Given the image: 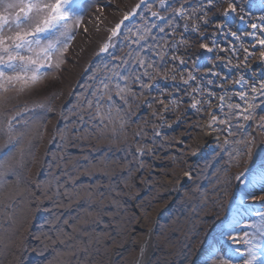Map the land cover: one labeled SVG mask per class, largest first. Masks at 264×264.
<instances>
[{
  "label": "snow or ice",
  "instance_id": "1",
  "mask_svg": "<svg viewBox=\"0 0 264 264\" xmlns=\"http://www.w3.org/2000/svg\"><path fill=\"white\" fill-rule=\"evenodd\" d=\"M94 2L97 4L94 21L102 23L104 9L110 6V0L109 3ZM249 7L245 0H138L130 11L124 12L119 22L108 29L107 39L95 53V61L85 69V73L90 72L89 83L83 86V91L76 93L75 103L59 113L66 122L69 117H76L71 121L75 131L67 123L63 128L54 127L49 141L51 144L58 139L57 148L62 150L70 142L69 133H72L71 141L105 144L107 151L103 156L93 159L85 154L86 164L73 163L71 158L67 163H72L73 172L79 173L82 168L85 175L99 174L106 179L108 196L99 191L102 181L78 186L73 176L64 172L62 174L72 181V186L66 187V182L60 183L58 177L39 182L32 194L33 205L27 202V190L19 170L25 168L27 160L34 162L36 146L47 127V113L54 109L51 102L46 101L9 110V102L15 98L10 94L19 96L29 92L48 76L61 71L70 46L85 23L83 6L81 0H0V228L6 218L11 224L12 236L18 231L29 230L18 245L20 257L16 264H25L31 253L44 257L57 242L63 245L66 238H71L63 227L69 225V220L74 221L69 225L73 232L88 237L86 243L75 240L77 250L83 251L87 260L93 239L99 244V237L107 233H96L93 237L92 232L77 227L78 224H89L87 217L93 212L84 209L87 217L79 213L72 216L69 211L72 203L80 200L83 190L86 202L99 199L101 207L96 212V221H100L101 213L112 215L105 213L102 206L107 199L119 205V201L111 197L112 192L120 195L113 178L122 181L125 188H134L131 183L133 161L137 164L135 171L140 172L150 167L142 157L156 151L142 142L148 135L143 126L150 121L137 116L138 110L142 105L152 109L151 118L160 121L152 125L153 136L160 137L163 125L172 129L189 121L187 109H181L183 98L175 95L181 92L191 98L190 109L205 113L208 119L204 124L217 133L214 139L220 151L213 154L212 160L221 154L227 159L223 167H217L212 173L215 177L212 192L202 189L199 184L191 189L178 186L175 190L182 192V199L199 202L192 205V212L198 215L210 205L219 203L220 192L228 195V187H239V192H233L230 197L231 215L221 221V231L209 246L205 264H264V171L256 174L249 167L258 152L264 159V15L252 17L247 11ZM137 17L140 22L134 23ZM150 17L154 19L150 20ZM249 28L252 31H248ZM88 31L87 27L83 28L84 33ZM258 32L261 35L258 36ZM245 38L255 41L250 45L253 49L260 45V71L251 70L254 53L241 42L244 58L234 65L240 74L231 80L240 90L234 93L225 90L220 95L208 90L202 82L208 76H220L217 61H223L225 57L219 53L234 54L237 49L232 40L243 41ZM222 41L226 46H221ZM213 53L214 59L208 55ZM208 60H211V66L202 72L203 64ZM227 64H232L230 57ZM249 71L251 76L246 78ZM201 72L198 77L197 73ZM178 77L189 87L190 82L195 81L196 87H191L190 92L179 84L169 88L167 82H175ZM207 84H214V80L208 79ZM192 93H198L203 99H197ZM233 96L242 103L232 102ZM213 98L218 100L215 105ZM154 105L161 108H154ZM167 114H172L175 119L169 122ZM133 117L137 118L134 120ZM133 123L137 128L130 134L128 129ZM197 126L200 125H192L193 128ZM184 134L194 139L187 128ZM164 138L176 140L175 136ZM130 140L136 144L132 160L127 156L123 160L109 157L114 151H128ZM178 142L185 144L183 139ZM51 155L54 160L63 162L66 153L60 151ZM171 159L175 164L177 158ZM67 163L63 166L67 167ZM211 166V162H205L204 168ZM241 167L243 171L231 172L232 168ZM9 176H14L15 181H10ZM183 176L193 180V171H183ZM234 180L239 181V185H234ZM45 202L51 207H46ZM59 209H65V212L61 213ZM41 212H48V217L34 223ZM65 214L67 218L60 223ZM205 222L202 218L197 220V223ZM195 227L193 224V229ZM33 228L35 231L31 230ZM28 237L39 241L38 246L31 247L27 243ZM109 238L112 244L119 243L115 237ZM5 247L4 236L0 235V255ZM66 248L68 251L64 252L53 248L55 255L43 260V264H67L64 257L71 254L73 245ZM143 251L141 249V255Z\"/></svg>",
  "mask_w": 264,
  "mask_h": 264
},
{
  "label": "trees",
  "instance_id": "2",
  "mask_svg": "<svg viewBox=\"0 0 264 264\" xmlns=\"http://www.w3.org/2000/svg\"><path fill=\"white\" fill-rule=\"evenodd\" d=\"M150 20H152L150 18ZM139 18L137 17L134 20V23H139ZM127 23V22H126ZM153 32L155 33L156 30L154 29ZM151 42V41H149ZM96 59V58H95ZM94 59V61H95ZM92 63V62H91ZM90 75L89 73H85L83 78L80 80L79 85L75 89V92L72 96H68L67 94L62 93L61 84L59 83L58 79H56L53 83L48 84H38L35 86L31 91L16 96L15 93L10 95L14 96L15 98L9 102L8 108L9 110L13 108H20L25 105L31 106L38 102H46L50 101L51 106L54 109L53 112L47 113L49 119L52 118L54 115H59L60 111L67 110L69 106L75 103V95L83 91V86L86 83H89L87 80V76ZM119 102V101H118ZM40 110L37 109V112ZM76 117L71 116L69 117L68 121L59 118L58 122L56 123V127L63 128L67 123L70 128H73L71 121L75 120ZM129 133H132V125L128 129ZM46 130L44 131L45 134ZM72 133H69V143L61 150L57 148V144L59 140L53 141L51 144L48 142L46 146V151L42 155L39 171L36 174L35 179L32 178L30 175L31 168L34 166L36 160L31 161L30 159L26 161V165L24 169L19 170V174L24 182L23 186L27 190V202L34 205V200H32V194L36 190L33 188V183L35 185L39 182H46L50 180H54L55 177L59 178L60 183L66 182V187L72 186V181L68 180V177L63 175L62 173L68 172L70 173L73 178L75 179L76 185H95L97 181H102L99 186V191L105 193V196H108V190L105 187L108 181L104 179L99 174L88 176L85 175L83 169L81 168L79 173L72 171V163H67L69 158L72 159L73 163H80L86 164L87 161L83 159L85 154L88 152H93V148L97 149L94 151L96 155L93 159H97L104 155L105 151H107V147L105 144H95L94 142H79V141H71ZM44 135L41 141L38 142L36 149H35V157L38 155L40 151V147L43 145ZM52 140V139H50ZM49 140V141H50ZM131 144V140L129 141ZM79 145V146H77ZM123 147V146H121ZM63 151L66 153L64 156V161L61 162L58 159L54 160L52 157L53 152L59 153ZM131 153V155L129 154ZM133 155H135V151L131 145V148L128 151H114L113 153H109V157L113 159H121L125 156L129 160H132ZM227 157L221 155L218 162H215V168L223 167L224 160ZM261 159L259 152L257 153L254 160L249 164L251 167L257 160ZM85 161L84 163H82ZM67 163V167H64L63 164ZM57 164H61L60 167H57ZM132 168L135 171L137 164L135 161L132 163ZM133 171V172H134ZM238 171H243V167L240 169L232 168L231 172L234 174ZM117 173H120V169H117ZM213 169H209L207 174L200 173L197 177H194L193 181L191 182V188L195 187L196 184H199L202 189H210L212 192V185L215 182L209 181V177L213 176ZM126 175V172L124 173ZM8 179L10 181H15L14 176H9ZM113 182L117 184V191L120 192V195L117 196L116 192L111 193L112 199H116L119 201V205H115L112 203L111 199H107L104 201L103 209L104 212H111L112 215H107L101 213L100 221H96V212L101 207L99 204V199H94L93 201L86 202V196L83 194L80 200L74 201L72 203L71 209L69 210L72 216L84 215L87 217L86 212L84 209L88 211H92L93 215L91 217H87L89 220V224H78L77 227L84 228L89 232H92L93 237L96 236V233H107L106 236H100L99 240L100 243H96V239L94 238L92 244L89 245V252L91 255L87 256V260L85 261L86 254L83 251H78L75 245V240L80 239L85 243L88 240L86 235H81L80 233L73 232L72 228L69 227L70 224L74 223V221L69 220V225H63L65 231L70 234L71 238H66L65 243L62 245L57 242L55 245H52L47 252H45L44 257H38L35 253H31L28 255V259L26 260L25 264H43V260L51 259L55 253L52 251L53 248L59 249L62 252L68 251L66 248L67 245H73L71 250V254L64 257V260L67 264H92L93 261L96 264H110L111 255L115 246L123 247L125 240L127 239L129 233L131 232L130 229L134 224L137 213L133 212L132 205L129 199V190L125 188L122 181H117L116 177L113 178ZM237 181H233L234 185H237ZM133 183V181H131ZM219 187H224V185H220ZM235 188L228 187V195H225L224 192H220V196L218 197L219 203L215 204V206H209V209L205 210V212H200L198 215L192 212L191 210L188 213H184V209L182 204L188 202L186 198L182 199V194H180L179 198L177 199L176 203L171 207V209L167 210L163 214V216L159 220L158 230L159 233L155 241V246L152 251V255L148 264H190L191 260L194 256L200 251L201 245L210 237L212 231H214V227L224 218L226 214L227 204L230 200L232 193L234 192ZM63 192V189H61ZM38 194V193H37ZM148 195V196H147ZM146 198L149 200L151 199L152 195L146 194ZM153 202L159 200V195H153ZM217 199V197H215ZM143 199V197H141ZM145 199V198H144ZM67 202V201H66ZM152 202V203H153ZM195 203H199L196 201ZM46 207H51L48 202H45ZM23 207V205H21ZM141 207H144L141 206ZM61 213L65 212V209H59ZM49 215L48 212H41L38 214V220L34 221V223L43 222L44 218H47ZM218 217V219H217ZM67 218V214L61 216L60 223ZM202 218L205 223H197V220ZM93 221H96L93 223ZM193 224L196 225L195 229H193ZM173 231L168 239H164L161 241V238L169 231ZM95 229V231H93ZM35 231V229H31ZM47 230V226L46 229ZM28 229L18 231L16 236H12V228L10 222L5 218L3 222V227L0 228V235L4 236V248L3 254L0 255V264H16L18 257H20V249L18 247L20 240H22L25 236L28 235ZM195 233V235L193 234ZM168 236V235H167ZM109 237H115L119 243L112 244L111 239ZM170 238V239H169ZM27 243L31 247H36L39 244V241H36L32 237H28ZM170 244L168 247L167 245ZM98 249V251H97ZM119 255L115 257L114 264H132L135 256H132L129 253V250L117 252ZM27 255V254H26Z\"/></svg>",
  "mask_w": 264,
  "mask_h": 264
},
{
  "label": "rangeland",
  "instance_id": "3",
  "mask_svg": "<svg viewBox=\"0 0 264 264\" xmlns=\"http://www.w3.org/2000/svg\"><path fill=\"white\" fill-rule=\"evenodd\" d=\"M101 3H109V0H100ZM138 3V0H110V6L112 7L114 6L117 10H122V12H128L131 10L132 7H134L136 4ZM81 4L83 6V15H84V21L86 19V15L91 13V11L94 8H97V4L94 2V0H81ZM245 4L248 5L247 0H245ZM178 6V5H177ZM247 11L250 13V15L252 17H259L261 15H264V10L263 11H256L253 10L252 7H249L247 9ZM145 15H149V14H145ZM122 18V17H121ZM119 16H117L115 18V20H111L109 17H107V22L104 23H100L98 22V35L96 37V39L92 42V41H87L84 42V46H82L81 49H79L80 51L78 52V57H73L71 55V46L69 49V52L67 53L66 56V63L62 66L61 71L48 76L47 78H45L40 84H48L53 83L56 79H58L59 83L61 84V89H62V93L63 94H67L68 96H72L75 92V89L77 88V86L80 83V80L83 78V76L85 75V69L89 67L90 63L94 61L95 57V53L98 51L100 45L107 39L108 36V29L114 27L115 23H118L119 20L121 19ZM151 18V17H150ZM152 20L154 18H151ZM256 23H259L258 20L255 21ZM181 23H183V21H181ZM85 24V23H84ZM83 26V25H82ZM81 26V27H82ZM248 31H251L252 29H247ZM259 35H261V33L258 32ZM241 42H243V44L246 47H249V50L251 52L254 53V57L253 59H251L250 64H251V70L259 72L260 71V62H259V49L260 47H258V44L256 45V48H251L250 45L252 43H255V41H253L251 38H245L243 41H236V40H232V43L235 45V48L237 49V51L233 54L231 52H221L219 53V55H221L222 57H225V59L222 61H217V64L219 65V68L217 69V71L220 73L219 77H215V79L217 81H220L222 83L219 84H212V85H208L207 84V80L208 79H212L213 76H208L205 78V80L202 82L204 85V82L206 81V84L204 85L208 90H211L215 93L218 94H223V92L225 90H227L230 93H234L236 91H239V85H233L231 83L232 79L238 78L239 76V72L237 71V69L234 67V65H236L237 63H239L240 61H243L244 58V52L243 50L240 48V44ZM221 46H226L225 42H221ZM171 55V54H170ZM179 55V53H178ZM210 56L213 57L215 56V53L213 54H208ZM231 58L232 59V64L228 65L227 64V58ZM69 59H71V61H69ZM178 62V61H177ZM206 63L208 64H204L202 67V72L203 69H206L207 67L211 66V60L207 61ZM81 65L82 70L81 72L77 70V66ZM170 67L173 65H169ZM65 71L70 73V74H75L76 75V79H69L68 77L65 76ZM201 73H197V74H202ZM251 76V71H249L248 73H246V78ZM227 78V79H225ZM214 80V81H216ZM175 85V84H173ZM191 87H194L193 85V81L190 82ZM169 88L170 86L167 85ZM223 86V87H222ZM135 87V86H134ZM191 87H189V85H187V89L190 92L191 91ZM175 95L181 96L183 98V103L181 104V109H187L188 111V116H189V121L185 124H182L180 127H173L172 129L168 128L167 125H163L160 129L162 135L160 137H154L153 136V123L159 124L160 121L158 119L153 120L151 118V111L152 109L147 108L146 105H142L141 109L138 110L137 112V116L139 115L140 117H144L146 119H149V123L147 125H144V131L148 134L146 137H144L143 139V143L145 144H149L151 145L153 148H155V153H147L146 155H144L142 158L146 161L147 165L150 167H146L144 170L137 172L134 171L133 172V183L135 185L134 188H131L129 190V199H130V203L132 205V210L133 212L137 213V217L136 220L134 222V224L132 225V228L130 229V233L127 237V239L125 240V243L123 245V247H117L115 246L111 255V259H110V264H114V260L115 257L118 256L119 254L117 252L120 251H125V250H129V253L132 256H135L132 264L134 263V261L136 260V258L139 255V251L141 250V241L143 239H146L149 235L152 236L151 233L154 230V235L151 237V247H149L148 252H150V256L152 255V251L154 249L155 246V239L157 238V235L159 233L158 230V226H159V220H161L160 218L163 216V214L165 212H167V210L171 209V207L176 203L177 199L179 198L180 194H182V192H178V196L176 198V200L173 202V200L175 199V194H177V192H174V186L172 184V180L173 179H178L182 176L183 171L186 170H192L193 171V179L194 177H197L198 174L201 173V169H203L204 174H207L209 169H213V172L216 170L215 168V162L219 161V158H217L216 160H212V156L215 152H219L220 149L219 147L216 145V141L214 139L215 135H217V133H215L212 128L207 127L204 124V121H206L208 119L207 115L203 112L201 113H196L194 109H190V104H191V98L189 96H185L182 92L181 93H175ZM192 95H195L197 99H203V97H201L198 93H192ZM207 96V92H205V97ZM234 98H232V102H236V103H242L241 101H239L238 97L233 96ZM212 103L215 105L218 103V100L213 98L212 99ZM154 108L160 109L161 106L160 105H154ZM227 110V109H225ZM212 111H218V109H212ZM56 116L59 115H54L52 118H50V120L47 122V127H46V132L44 134V140H43V145L40 147V151L38 152V155L35 157V164L34 166L31 168V173L30 175L32 176L33 179H35L36 174L39 171V167H40V163L42 161L41 157L42 155L45 153L46 151V146L49 142L50 139H52L53 137V132L48 135V126L50 124V122L55 119ZM168 116V120L169 122L173 121L175 119V117L172 114H167ZM60 118V117H59ZM59 118L57 120H55V124L58 122ZM133 119L135 120V117H133ZM200 125L197 126L195 128L192 127V125ZM56 127V126H55ZM137 128V125L135 123L132 124V132L135 131ZM187 128L189 130V133L192 137H194V139H189L188 135L184 134V129ZM207 131H209L208 133L211 134L210 138L212 140V142H210L209 144H214V147H207V149H205L202 153H200L199 156H197L195 159H193V153L192 150L194 149V144H196L197 139L200 138L201 134L206 133ZM226 135V133H225ZM165 136H175L176 140H168L165 139ZM139 139V138H137ZM179 139H183L185 141L184 145H181L178 140ZM153 140L156 141L155 144H153ZM223 140V136H221V141ZM131 145L133 147V150L135 151L136 149V144L133 143L131 141ZM161 145H163L161 147ZM88 156H90L91 158H93L96 153L93 152H88L87 154ZM223 155V154H221ZM175 156L176 159V163L173 164L172 162V157ZM85 161H83L82 163H84ZM205 162H211V167L208 168H204ZM214 163V164H213ZM253 172H255L256 174H259L261 171H264V159H259L257 160L251 167H250ZM150 174V175H149ZM247 175V174H246ZM213 179H215L214 176L209 177V180L207 181L209 183V181H213ZM193 180H186L182 187L183 188H188L191 189V182ZM237 185H239V181L236 182ZM35 183H33V188L34 190H36L35 188ZM211 188H207V190L210 192ZM234 192L238 193L239 192V187H236ZM152 195L151 199L149 200L148 198H146V194ZM159 195V200L156 201V203L153 202L154 198L153 195L155 197V195ZM221 195V194H220ZM219 195V196H220ZM148 196V195H147ZM141 197H143V199H141ZM145 198V199H144ZM212 199H216L215 197H212ZM153 202V203H152ZM194 202H186L184 204H182L183 207V211L184 213H188L191 210V206L193 205ZM170 204H172L170 207H168ZM250 204V203H249ZM144 207H141L143 206ZM227 210H226V214L224 215V218L226 216H230L231 215V207H230V200L227 204ZM212 206V205H211ZM255 207H258L259 205H254ZM213 207V206H212ZM159 210V213H157L155 215V212ZM155 215V216H154ZM158 219L156 221V225L154 227L155 224V219ZM221 219V221L224 220ZM221 221L214 227V231H212L211 235L209 238H207V240L201 245V248L199 249L200 251L194 256V258L191 260L190 264H205V257L207 255V251L209 250L208 247L213 244V240L214 238H216L222 228L221 225ZM143 223L145 224L144 228H142L141 230H139V224ZM149 230H152L151 232ZM168 230V228H167ZM169 231V230H168ZM173 233V231H169V233H166L165 235L162 236L161 241H163L164 239H168V237L171 235V233ZM168 235V236H167ZM170 239V238H169ZM170 244L167 245V247ZM153 248V249H152ZM152 249V251H150ZM150 260V258H149ZM149 261H147L148 264Z\"/></svg>",
  "mask_w": 264,
  "mask_h": 264
},
{
  "label": "bare ground",
  "instance_id": "4",
  "mask_svg": "<svg viewBox=\"0 0 264 264\" xmlns=\"http://www.w3.org/2000/svg\"><path fill=\"white\" fill-rule=\"evenodd\" d=\"M248 2V5H250V7L253 8V10L256 11H263L264 10V0H247ZM97 15V12H96V8H94L91 13L87 14L85 17V24H83V26L81 27V30L77 32L76 34V39L72 42V45H71V55L73 57H78V52L80 51L79 49L82 48V46H84V42H87V41H94L98 35V22L97 21H94V17ZM123 15V12L122 10H117L114 6L112 7H106L104 9V15L102 17V20L103 22L102 23H106L107 22V17H109L111 20H115V18L117 16H119L120 18L122 17ZM259 21V20H258ZM84 27H87L88 28V32L87 33H84L83 32V28ZM250 29V28H249ZM252 31V30H251ZM257 35L259 36V34L257 33ZM258 47H260V45H258ZM69 61H71V59H69ZM72 62V61H71ZM222 63V61H221ZM223 65V63H222ZM77 70L81 72L82 70V67L81 65H78L77 66ZM65 76L68 77L69 79H76V75L74 74H70L68 72L65 71ZM212 80H216L215 77H212ZM219 83H222L220 81H214V85L215 84H219ZM205 84V82H204ZM54 124H55V119H53L50 124H49V128H48V135H50L53 130H54ZM209 131H207L206 133H203L201 134L200 138L197 139V143L194 144V149L192 150V153H193V159H195L197 156L200 155V153H202L205 149H207V147H211L213 148L214 147V144H209L210 142H212L210 136L211 134L208 133ZM187 180L186 177L182 176L180 178H176V179H173L172 180V184L174 186V189H176L178 186L179 187H182L183 183ZM174 192L176 193L177 191L174 190ZM249 203L251 204L252 202L249 201ZM159 213V210L155 212V215ZM154 215V216H155ZM145 224L143 223H140L139 224V230H141L142 228H144ZM150 232L152 230H149ZM150 234V233H149ZM152 236H148L146 239H143L141 241V248L140 249H143V255L141 257V260H140V263L141 264H146L147 262V259L148 257L150 256V252H148V249L149 247H151V238ZM212 245V244H211ZM209 249V247H208ZM141 251V250H140ZM208 253V251L206 252Z\"/></svg>",
  "mask_w": 264,
  "mask_h": 264
},
{
  "label": "water",
  "instance_id": "5",
  "mask_svg": "<svg viewBox=\"0 0 264 264\" xmlns=\"http://www.w3.org/2000/svg\"><path fill=\"white\" fill-rule=\"evenodd\" d=\"M59 118V116H56L55 117V120H57ZM178 192H177V194H175V199L173 200V202L176 200V198H177V196H178ZM172 204H170L168 207H170ZM158 219L156 218L155 219V224H154V227H155V225H156V221H157ZM152 236L154 235V230L150 233ZM153 249V248H152ZM152 249L150 250V251H152ZM141 257H142V255H141V251H139V255H138V257L136 258V260L134 261V263L133 264H141L140 263V260H141ZM149 258L150 257H148V259H147V261H149ZM146 264H147V262H146Z\"/></svg>",
  "mask_w": 264,
  "mask_h": 264
},
{
  "label": "built area",
  "instance_id": "6",
  "mask_svg": "<svg viewBox=\"0 0 264 264\" xmlns=\"http://www.w3.org/2000/svg\"><path fill=\"white\" fill-rule=\"evenodd\" d=\"M177 63V65H178V62H176ZM171 65V64H170ZM173 84H179L182 88H187V85H183V83L179 80V77L177 78V81H175V82H173V81H171V80H169L168 82H167V85H169L170 86V88L173 86ZM193 85H194V87H196V82L195 81H193ZM205 85V84H204Z\"/></svg>",
  "mask_w": 264,
  "mask_h": 264
}]
</instances>
